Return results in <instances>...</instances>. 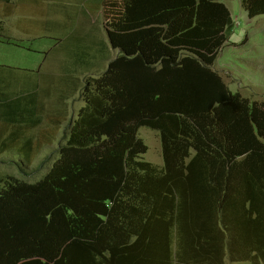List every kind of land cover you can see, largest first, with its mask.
Listing matches in <instances>:
<instances>
[{
  "label": "trees",
  "instance_id": "trees-1",
  "mask_svg": "<svg viewBox=\"0 0 264 264\" xmlns=\"http://www.w3.org/2000/svg\"><path fill=\"white\" fill-rule=\"evenodd\" d=\"M123 2L132 31L112 41L127 53L130 44L131 55L91 81L75 125L36 168L51 164L37 185L48 183L58 204L34 240L4 238L0 264L264 261V101L233 93L212 69L233 28L229 8L222 0ZM241 5L250 18L264 14V0ZM140 21L156 29L135 30ZM86 59L61 64L70 84L61 88L62 122L35 92L0 94V155L23 161L0 172L7 192L28 186L22 164H32L42 138L58 139L71 95L64 89L80 88ZM43 124L48 131L36 133ZM141 128L159 134L162 166L141 160Z\"/></svg>",
  "mask_w": 264,
  "mask_h": 264
},
{
  "label": "rangeland",
  "instance_id": "rangeland-1",
  "mask_svg": "<svg viewBox=\"0 0 264 264\" xmlns=\"http://www.w3.org/2000/svg\"><path fill=\"white\" fill-rule=\"evenodd\" d=\"M84 1H0V94L13 95L22 89L35 92V98L43 105L44 113H48L49 105L50 110L59 112L56 119L63 121L60 111L66 108V102L62 105L61 98L65 93L61 88H66L70 84L59 77L63 71L60 62L65 53L64 50L55 48L57 43L55 38L64 36L66 31L63 30L62 24H70V20L77 15L79 6ZM224 2L232 12L234 23L228 35L227 46L219 53L212 69L222 76L233 93H240L251 101L262 102L264 101V14L250 18L242 7L241 0H224ZM102 5L105 7L104 4ZM106 14L105 10L101 9L99 17L97 15L93 17V21L103 20L101 27L104 29L101 30V34L104 36L108 21ZM103 70H93L90 76L98 77ZM83 81L87 83L88 80L83 79ZM91 81L90 85H81L76 93L64 89L67 95H71L67 101L65 121L57 127L58 139L50 145L42 138L41 143L44 145L42 150L34 152L32 164H22L25 171L23 179L28 186L20 188L19 193L14 195L0 185L1 244L5 237L11 238L12 241L20 233L32 241L44 231L48 215L58 202L55 192L48 183L37 185L51 164L44 169L36 170V168L48 155L55 152L62 135H67L75 125L85 104L86 89L93 87ZM45 131H48V126L43 124L35 132L39 134ZM138 136L148 147L141 160L162 166L159 134L148 128H141ZM11 163H23L22 157L14 151L0 155V172L10 173L11 167L6 165L10 166ZM26 173L29 176H26ZM17 176L21 177V173ZM7 244L4 243L1 247ZM245 260L227 255L223 263L218 264H251ZM253 264H264V261L256 257Z\"/></svg>",
  "mask_w": 264,
  "mask_h": 264
},
{
  "label": "crops",
  "instance_id": "crops-1",
  "mask_svg": "<svg viewBox=\"0 0 264 264\" xmlns=\"http://www.w3.org/2000/svg\"><path fill=\"white\" fill-rule=\"evenodd\" d=\"M123 1L124 0H85L79 6L77 15L70 20V24H62L63 30L66 31L63 34L64 36L61 35L58 39L55 38L57 41L55 48L64 50L65 53V56L61 60L60 64H63L66 59H70L72 61V59L76 58H87L85 62H87V65L89 64L91 66L89 70L77 72L75 75V77L80 80L81 85H86L89 81L92 80L93 82L95 78L100 77L109 68L110 63L114 61L119 62V59L122 56L125 57L127 55H131L130 44L127 46V49H130L127 53L125 52L126 50H123L119 44L113 45L112 41L113 35H116V38L122 35L125 39V35L132 31L130 25L126 27L125 14L120 12L122 4H124ZM102 4H104L105 7H103ZM101 9L105 10L109 21V24H107L105 28L106 36L101 34V30L104 29L101 27L103 20L101 21V19H97V21H93V17L96 15L98 16ZM69 17L70 16H68V18ZM101 18H103V16ZM121 20L123 21L121 22ZM140 22L141 24L135 26V30L142 31V29L150 28V26H145L144 22ZM151 25H153L151 27H158L163 30L167 29V24H160V22H155ZM174 33L178 35L177 33L179 32L177 31ZM123 47L125 48V44H123ZM55 48L53 50H55ZM78 53H81V55L78 56ZM123 62L125 61H120L121 65L119 64L118 70L115 72L118 73L121 69H123ZM93 70H103V72L98 77L93 78L90 76ZM85 75H87V77H84ZM83 79L88 80L87 83H83ZM78 91L79 90L76 92Z\"/></svg>",
  "mask_w": 264,
  "mask_h": 264
},
{
  "label": "clouds",
  "instance_id": "clouds-1",
  "mask_svg": "<svg viewBox=\"0 0 264 264\" xmlns=\"http://www.w3.org/2000/svg\"><path fill=\"white\" fill-rule=\"evenodd\" d=\"M223 2H224V0H222ZM225 3V2H224ZM225 5H226V3H225ZM227 6V5H226ZM228 7V6H227ZM229 8V7H228ZM230 10V9H229ZM230 12H231V10H230ZM231 16H232V12H231ZM234 23V21H233V16H232V24ZM221 52V51H220ZM218 58V57H217ZM217 60V59H216ZM216 62V61H215ZM215 71V70H214ZM217 72V71H216ZM220 75V74H219ZM221 76V75H220ZM222 77V76H221ZM224 81V80H223ZM227 85V84H226ZM240 94V93H239ZM243 96V95H242ZM244 97V96H243ZM162 148V147H161Z\"/></svg>",
  "mask_w": 264,
  "mask_h": 264
}]
</instances>
